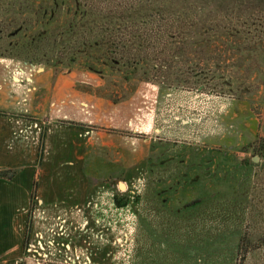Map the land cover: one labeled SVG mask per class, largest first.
Segmentation results:
<instances>
[{
  "label": "rangeland",
  "instance_id": "obj_1",
  "mask_svg": "<svg viewBox=\"0 0 264 264\" xmlns=\"http://www.w3.org/2000/svg\"><path fill=\"white\" fill-rule=\"evenodd\" d=\"M115 39L136 71L105 66ZM0 66L71 76L131 125L92 127L109 146L79 182L99 212L60 223L36 191L1 264H264V0H0Z\"/></svg>",
  "mask_w": 264,
  "mask_h": 264
},
{
  "label": "crops",
  "instance_id": "obj_2",
  "mask_svg": "<svg viewBox=\"0 0 264 264\" xmlns=\"http://www.w3.org/2000/svg\"><path fill=\"white\" fill-rule=\"evenodd\" d=\"M52 80L45 69L0 66V171L16 170L12 179L0 178V264L21 247L37 174V204H54L58 222L77 223L89 210L99 212L95 198L100 196L85 201L94 186L79 182L88 148L109 146L106 136L92 127L125 131L131 126L125 107L109 115L104 110L109 103L77 90L73 77L58 76L54 84ZM41 134L44 151L38 164ZM87 217L101 221V214Z\"/></svg>",
  "mask_w": 264,
  "mask_h": 264
},
{
  "label": "trees",
  "instance_id": "obj_3",
  "mask_svg": "<svg viewBox=\"0 0 264 264\" xmlns=\"http://www.w3.org/2000/svg\"><path fill=\"white\" fill-rule=\"evenodd\" d=\"M176 9H177L176 6H170L169 5L167 11L168 12H174V11H176ZM201 11H203V9H200V8L199 9H194V8H192V6L189 9V13L190 12L197 13V12H201ZM21 31H22V28L20 27V28L16 29L15 32L13 34H11L10 36H14L15 37V35H18ZM41 37L42 36L40 34L38 36L39 40H40ZM116 40L117 39H115L113 41V43H112V46H115L114 47L115 50H111V52H113V55L115 57L114 58H110V59L108 58L109 61L111 60V65H110L109 62H107V63H105V66L106 67H110V66H112V67H123V68L126 67L128 69H133V71H136L138 69V65H139V62H138V60L140 59L139 54L131 53L130 50L121 41H119V43H117ZM94 45L97 46L98 43L95 42ZM107 49H108L107 52H109L110 48H107ZM104 52H106V51L104 50ZM87 69H88L87 71H89L91 73H94V74H99L100 73L94 66H88ZM43 147H44V145H43V134H41L39 151H38V160H40V157L42 155ZM15 173H16V170L0 171V178L12 179L13 176L15 175ZM35 192H36V183H34V185H33V190L31 192V196H30L31 204H32V201L35 198ZM113 200H114L115 205L118 208H121V207L124 208L127 205V201H128L126 197H120L119 198L117 196H114Z\"/></svg>",
  "mask_w": 264,
  "mask_h": 264
},
{
  "label": "water",
  "instance_id": "obj_4",
  "mask_svg": "<svg viewBox=\"0 0 264 264\" xmlns=\"http://www.w3.org/2000/svg\"><path fill=\"white\" fill-rule=\"evenodd\" d=\"M255 159H257V158H255ZM253 162H256V161L253 160Z\"/></svg>",
  "mask_w": 264,
  "mask_h": 264
}]
</instances>
